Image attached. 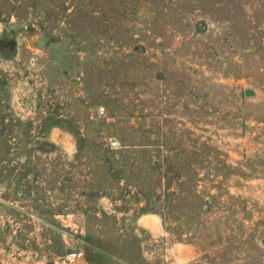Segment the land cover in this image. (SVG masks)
<instances>
[{
  "label": "rangeland",
  "instance_id": "obj_1",
  "mask_svg": "<svg viewBox=\"0 0 264 264\" xmlns=\"http://www.w3.org/2000/svg\"><path fill=\"white\" fill-rule=\"evenodd\" d=\"M264 264V0H0V264Z\"/></svg>",
  "mask_w": 264,
  "mask_h": 264
},
{
  "label": "built area",
  "instance_id": "obj_2",
  "mask_svg": "<svg viewBox=\"0 0 264 264\" xmlns=\"http://www.w3.org/2000/svg\"><path fill=\"white\" fill-rule=\"evenodd\" d=\"M83 254L82 252H71L69 253L68 255H66V257H64L60 263L61 264H70V263H73V262H76L78 260H80L82 258Z\"/></svg>",
  "mask_w": 264,
  "mask_h": 264
}]
</instances>
